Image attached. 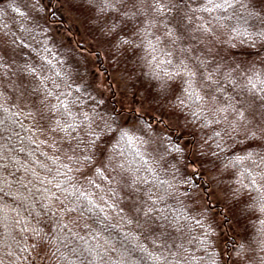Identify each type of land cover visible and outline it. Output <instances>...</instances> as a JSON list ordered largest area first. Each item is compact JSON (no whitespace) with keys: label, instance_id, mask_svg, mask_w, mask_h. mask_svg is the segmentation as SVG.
<instances>
[{"label":"snow or ice","instance_id":"1","mask_svg":"<svg viewBox=\"0 0 264 264\" xmlns=\"http://www.w3.org/2000/svg\"><path fill=\"white\" fill-rule=\"evenodd\" d=\"M65 3L0 19V264H264V0H82L119 110L58 50Z\"/></svg>","mask_w":264,"mask_h":264},{"label":"rangeland","instance_id":"2","mask_svg":"<svg viewBox=\"0 0 264 264\" xmlns=\"http://www.w3.org/2000/svg\"><path fill=\"white\" fill-rule=\"evenodd\" d=\"M2 1L3 6L6 10H9L6 5L9 3V0ZM18 6H25L28 3V0H15ZM70 3L75 6L74 11H69L68 3L64 4V7L59 10L57 13V18L61 20V13L63 14L64 23L69 27L68 31L60 27L56 31L54 40L57 42L58 50H60L61 45L63 48H67L70 52V59L73 63V67L78 68L79 74L83 75L86 79H91L95 73L94 86L104 93L105 98H108L111 95V90L113 94L111 97H114L115 108L118 110L123 101L125 107L127 106V98L123 95L124 81L121 79L120 71H113V61L112 58L104 50V47L101 46L102 37L98 34L97 27L91 23V14L86 7L80 6L82 0H70ZM8 13V12H6ZM13 14V13H12ZM18 14H14L13 23L10 27L14 30L17 29L15 17ZM76 42L82 44L81 47L78 46ZM106 47V45H105ZM96 49H99L101 54V62L98 64L96 62ZM89 50H92L89 51ZM61 54H64L61 52ZM121 67H124L123 61L120 64ZM103 69H107L111 77V86L109 88L108 79L105 77ZM128 92L131 93L133 88L139 87V84L134 79L128 82ZM147 87V84L144 85ZM111 104V103H110ZM210 173L208 174L210 178ZM198 206H206L207 201L209 203L219 205L222 207V210L227 212L228 208L226 207L225 198L223 191L215 185V183H210L205 189L199 192V195L196 197ZM213 214L217 221L221 219V214H217L213 210ZM235 224V221H233ZM238 230H242L246 227L244 220L241 218L240 223L235 225Z\"/></svg>","mask_w":264,"mask_h":264},{"label":"trees","instance_id":"3","mask_svg":"<svg viewBox=\"0 0 264 264\" xmlns=\"http://www.w3.org/2000/svg\"><path fill=\"white\" fill-rule=\"evenodd\" d=\"M2 1L7 2L6 0H0V8H4V11H5V12H8V13H7L6 16L0 17V19H2L4 22H7V23L9 24V26H10L11 23H13V18H14V14H15V12H14L12 9H10V8H9V10H6V9H5V6H3V4H2ZM12 13H13V14H12ZM57 20L59 21L60 19L57 18ZM63 21H64V19H63ZM61 27L65 28L67 31H68V29H69V27H68L64 22H62ZM76 43L78 44L79 47L82 46L81 43H78V42H76ZM89 51L92 52V50H89ZM95 53H96V52H95ZM101 60H102V58H101V54H99V55L96 54V62L99 64V63L101 62ZM103 71H104V69H103ZM107 72H108V70H107ZM108 75H110L109 72H108ZM107 82L110 84L111 80L108 79ZM111 88H112V87H111ZM113 93H114L113 90H111V95H112ZM111 95H110L109 97H111ZM109 103H112V101L109 100ZM112 106L115 107V105H112ZM118 110H119V109H118ZM197 183H201V181L198 180ZM203 189H205V188H203ZM207 205H210V209H209L210 213L213 214V210H215L217 214H221V210H222V207H221V206H219V205H215V204H212V205H211V204L209 203V201H207Z\"/></svg>","mask_w":264,"mask_h":264}]
</instances>
